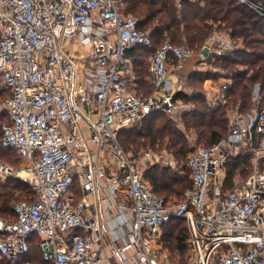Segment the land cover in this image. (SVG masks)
Returning a JSON list of instances; mask_svg holds the SVG:
<instances>
[{"label":"built area","instance_id":"1","mask_svg":"<svg viewBox=\"0 0 264 264\" xmlns=\"http://www.w3.org/2000/svg\"><path fill=\"white\" fill-rule=\"evenodd\" d=\"M239 1L264 16L260 0ZM124 8L123 0H0V88L9 91L0 101V113L9 117L0 147L24 160L16 168L0 159V176L21 178L35 192L34 199L14 203L12 217L0 216V258L32 264L26 255L37 237L43 259L52 264H174L157 244L162 227L183 218L189 251L184 264H264L259 82L247 112L239 105L227 109L226 135L187 155L192 184L183 199H167L146 179L155 154L134 156L119 142L121 129L140 126L153 112L188 110L180 96L190 93L182 70L194 55L197 72L218 74L205 86L208 104H228L232 79L213 62L241 41L218 29L202 47L207 54L167 35L156 47L151 31ZM74 43L88 53L79 58ZM137 46L148 50L149 95L133 87L135 57L127 52ZM239 155L251 157V171L237 173L228 186L227 162ZM126 246L133 257L125 255Z\"/></svg>","mask_w":264,"mask_h":264},{"label":"trees","instance_id":"2","mask_svg":"<svg viewBox=\"0 0 264 264\" xmlns=\"http://www.w3.org/2000/svg\"><path fill=\"white\" fill-rule=\"evenodd\" d=\"M260 1L264 3V0ZM123 2L126 4L125 11L135 14L140 19L142 29H151L156 47L163 40L161 38L165 34L174 43L186 44L198 54L214 29L224 30L230 37L240 39L241 46L239 48L213 63L225 69L228 77L232 79L231 91L235 95L236 101L247 105L255 82L261 84L264 92V16L256 14L239 0H182L181 7L178 6L176 0H123ZM159 40L161 41L159 42ZM136 49L138 47H132L128 49V53L136 54L137 59ZM147 53L148 50L146 55ZM148 72L143 67L139 71L138 78L148 82ZM146 76L148 80L145 79ZM194 76H198L202 83L205 78L217 77L218 74L208 71L194 72L190 74L189 78ZM8 93L7 89L0 88V101H3ZM180 96L185 101L192 99L194 103L188 120L189 125L196 130L200 139L208 141L207 144H212L226 135L228 118L225 109L209 108L202 96L191 98L184 93H181ZM158 114L163 115L156 111L147 115L140 126L135 125L121 129L119 132L120 142L125 147H129L131 144L139 142L141 138H150V144L155 145L158 138L167 137L171 121L167 117L160 118ZM8 118L6 110L0 113V136L2 124L8 121ZM142 141L145 142V140ZM2 149L18 156L11 149ZM246 156L239 155L228 160V186H231L230 181L233 176L246 164ZM187 172L188 180L171 170L153 164L146 171L145 177L158 194L167 198L183 199L184 191L189 189L192 184L189 170ZM19 197H24L22 200L35 198V192L27 182L10 180L7 183H0V216L12 217L14 215L12 203ZM170 223L172 227L165 228L164 240H168L169 244H172L173 241L174 245L171 248L174 250L183 254L188 253L186 243L188 233L185 220L173 218L164 227ZM26 258L32 264H52L43 259L37 237L31 239ZM0 264H7V262L0 258Z\"/></svg>","mask_w":264,"mask_h":264},{"label":"rangeland","instance_id":"3","mask_svg":"<svg viewBox=\"0 0 264 264\" xmlns=\"http://www.w3.org/2000/svg\"><path fill=\"white\" fill-rule=\"evenodd\" d=\"M124 6H125L124 10H126V4H124ZM71 48L73 49V47ZM81 53L87 54L88 48H85L83 52H78L79 58H81V56L79 55ZM193 61L197 62L198 57L194 56L189 60V65L186 66L185 73H189L192 70ZM186 85H187L188 91L191 94L190 95L191 98H195V96H202V97L205 96V94L203 93V82L202 83L200 82V79L198 78V76L191 77V79L188 78ZM204 99L208 107L213 109V107H211L208 104L207 99L205 97ZM186 103L189 106L188 110L186 111L181 110L174 114L167 113L166 111H159L163 113V115L158 114L159 117L160 118L167 117L171 121V124L169 125L167 137L163 139L158 138L155 145L150 144V138L149 139L141 138L139 139V142L133 143L129 147H125L124 144L120 142V140L119 142L121 143V145L127 152L132 153L134 156L138 152L145 153L147 150H150L153 154H155L154 156H155V162L157 166H159L160 168L171 170L172 172L176 173L178 176H183L185 177L186 180H188L189 175H188L187 170L185 169L187 155L190 153V151L195 149L197 146H199L200 144H207L208 141L204 139H200L196 130L192 126L189 125L188 117H189L190 112L194 108V103L192 102V99ZM238 105L240 106L241 112H247L251 108L250 100L247 103V105H244L241 103V101L235 100V95L228 104L220 106L218 108L225 109V112L227 115V109H230L232 107L236 108ZM142 140H145V142H143ZM110 158H109V155H107V159H109L108 162L110 164H113L111 163ZM0 159L4 160L8 164L13 165L16 168H21L22 166H24V160L22 158L18 157L14 153H11L7 150L2 149L1 147H0ZM250 166H251V157L248 155L246 156V164L241 167L244 176H247L250 173L251 171ZM10 180H19V181L25 182L21 178H18V177L3 178L0 176V183H7ZM187 190L188 188L184 191V195ZM22 199H24V197H19L16 200H14L12 203V206L14 205V203ZM2 217L4 216L2 215ZM171 227H172V224L170 223V224H167V226H165L164 229L165 228L169 229ZM167 241L166 240L163 241V246L164 248L165 247L170 248V250H168V253H170L171 259H172V252L174 249L171 248V246H173L174 243L172 241L171 242L172 244H169V242ZM181 254H182V258L180 259L178 258L176 259V261L172 259L171 261L174 264L186 262L187 259L184 258L185 253L184 254L181 253ZM188 257H189V251H188Z\"/></svg>","mask_w":264,"mask_h":264},{"label":"crops","instance_id":"4","mask_svg":"<svg viewBox=\"0 0 264 264\" xmlns=\"http://www.w3.org/2000/svg\"><path fill=\"white\" fill-rule=\"evenodd\" d=\"M177 1V4H178V6H180L181 7V5H182V0H176ZM148 31H151V29H147ZM215 30H218V29H214L210 34H209V36L215 31ZM165 35V34H164ZM164 35H163V37L161 38V39H163L164 38ZM208 36V37H209ZM208 37H207V39H208ZM206 39V40H207ZM240 40V39H239ZM161 40H159V42H160ZM206 42V41H205ZM70 47H73V49L71 48V50H73V51H75L76 53H78V52H83V46H81L79 43H74L72 46H70ZM138 47V49H136V53H137V55H138V57H137V59H138V61H137V59H136V54L134 55V54H132V53H128L127 52V54H128V56L129 57H135V59H134V70H135V73H136V79H135V81H134V83H133V87H134V89L136 90V92H138L139 94H143V95H149L151 92H152V87H151V83L149 82V80H148V78H147V76H146V80H148V82H146V81H143V80H141V79H139L138 77H139V71H140V69H143V67L144 68H146L147 69V71H148V66H147V63H146V51H147V49H144L143 47H140V46H137ZM79 50V51H78ZM202 50V49H201ZM200 50V51H201ZM81 54H83V53H81ZM85 54H83L82 56H84ZM143 56V57H142ZM194 56H196V57H198L197 55H194ZM193 56V57H194ZM142 59H143V61H142ZM199 59V58H198ZM137 61V62H136ZM139 62V63H138ZM195 61H193V66H192V70L189 72V73H185V68H186V66H188L189 65V62L187 63V65L185 66V68L182 70V73L185 75V77L188 79L189 78V76H190V74H192V73H194V72H197V70H195ZM135 64H136V66H135ZM149 73V72H148ZM190 79V78H189ZM209 79H211V78H205L204 79V81H203V93H204V89H205V86H207V85H210L211 83H210V81H209ZM210 83V84H209ZM205 94V93H204ZM189 95V97H191L190 95V93L188 94ZM205 97V96H204ZM206 98V97H205ZM188 102V101H187ZM21 158V157H20ZM153 164H156V162L155 163H153ZM152 164V165H153ZM185 169L187 170V168H186V166H185ZM239 172H243L242 170H240V171H238L237 173H239ZM236 176V174L233 176V178ZM233 178H232V180L230 181L231 182V185H232V182H233ZM191 188V187H190ZM164 196V195H163ZM165 197V196H164ZM167 198V197H166ZM167 199H170V200H178V199H176V198H172V197H169V198H167ZM106 206H105V204L101 201V202H99V208H100V211H101V214H102V222H103V225H104V228H105V230H107V228H108V225H107V219H106V217H105V211H104V208H105ZM181 219H183V218H181ZM168 223V222H167ZM186 227H187V224H186ZM164 231H165V229H164V226L162 227V229H161V236H160V240H159V242H158V244H157V246H159V245H161V247H162V249L164 250V252L169 256V258H170V260H172V259H174L175 261H176V259H180V258H182V254L179 252V251H176V250H173V252H172V259H171V255H170V253H168V250H170V248L169 247H165L164 248V246H163V241H165L163 238H164ZM187 231H188V228H187ZM110 240H111V236H109L108 237ZM186 243H187V239H186ZM105 251L108 253V254H110L111 253V248L109 247V245H106L105 246ZM187 251H188V245H187ZM124 253H125V255L127 256V257H129V258H131V257H133L134 255V249L132 248V247H130V246H126L125 248H124ZM187 255H188V253H186L185 252V255H184V258H186L187 259ZM172 262V261H171ZM184 263H186V262H184ZM184 263H177V264H184ZM99 264H107V262L105 261V260H102Z\"/></svg>","mask_w":264,"mask_h":264},{"label":"water","instance_id":"5","mask_svg":"<svg viewBox=\"0 0 264 264\" xmlns=\"http://www.w3.org/2000/svg\"><path fill=\"white\" fill-rule=\"evenodd\" d=\"M202 52H203L204 54H207V53H208V48H207V47L203 48Z\"/></svg>","mask_w":264,"mask_h":264}]
</instances>
